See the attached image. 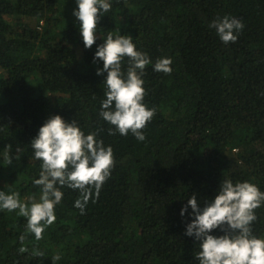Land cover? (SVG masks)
Returning <instances> with one entry per match:
<instances>
[{"label":"trees","instance_id":"obj_1","mask_svg":"<svg viewBox=\"0 0 264 264\" xmlns=\"http://www.w3.org/2000/svg\"><path fill=\"white\" fill-rule=\"evenodd\" d=\"M109 2L89 49L77 0H0V190L39 199L42 161L31 142L57 114L96 133L115 158L84 214L79 190L61 187L56 220L39 241L18 210L0 209V264H199V242L185 235L191 207L181 215L188 199L195 194L203 208L224 179L264 192V0ZM225 15L245 25L234 43L209 27ZM109 32L130 35L152 61L142 78L155 113L143 141L111 134L100 116L107 72L97 75L103 61L94 55ZM162 57L171 58V74L153 70ZM255 211L252 229L262 237L264 203ZM36 248L45 257H34Z\"/></svg>","mask_w":264,"mask_h":264},{"label":"clouds","instance_id":"obj_2","mask_svg":"<svg viewBox=\"0 0 264 264\" xmlns=\"http://www.w3.org/2000/svg\"><path fill=\"white\" fill-rule=\"evenodd\" d=\"M77 4L73 15L80 22L84 45L90 49L97 39L101 14L109 12L112 5L109 0H77ZM209 27L228 44L237 41V33L245 25L241 19L225 15L214 19ZM125 57L129 61L126 72L122 70ZM99 60L103 61V68L97 69V75L107 72L106 98L101 103L100 116L114 126L109 132L113 135L119 132L122 136L131 132L137 140H145L143 129L155 113L154 108L150 109L144 103L146 92L142 77L146 66L152 63L150 57L137 50L130 35L114 37L109 32L94 55V61ZM171 64L170 57L158 58L153 70L171 74ZM31 146L35 159L42 161L39 179L33 181L40 187L39 199L33 196L26 203L20 199L19 192L0 190V209L18 210L19 215L27 218L26 232L33 233L39 241L45 229L56 220L55 206L63 198L61 187L79 190L75 207L84 214L93 193L96 199L99 198L100 190L115 166V158L112 146H105L102 139L96 138V133L85 134L75 120L67 122L59 114L47 119ZM20 152L18 147L17 153ZM262 203L264 192L249 181L222 180L215 199L205 202L203 208L193 194L181 209V215L191 207L194 219L187 224L185 235L194 236L199 242V251L194 256L199 264H264V236L257 237L252 229L257 219L255 210ZM215 229L224 234L213 235ZM25 236L22 234L19 238L22 245ZM26 251L25 247L19 249L20 253ZM32 255L43 258L46 254L36 248ZM59 259L58 254L52 257L53 262Z\"/></svg>","mask_w":264,"mask_h":264}]
</instances>
